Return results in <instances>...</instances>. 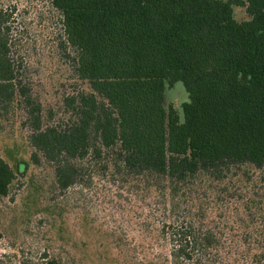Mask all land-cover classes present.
Returning a JSON list of instances; mask_svg holds the SVG:
<instances>
[{
	"label": "trees",
	"instance_id": "obj_1",
	"mask_svg": "<svg viewBox=\"0 0 264 264\" xmlns=\"http://www.w3.org/2000/svg\"><path fill=\"white\" fill-rule=\"evenodd\" d=\"M50 2L86 83L65 98L66 123L43 122L0 20V104L25 107L31 164L50 165L61 191L88 165L110 174L142 204L126 201L145 230L157 227L171 264H264V0ZM177 82L189 95L183 120L165 105ZM16 178L0 157V198ZM11 249L0 264H64Z\"/></svg>",
	"mask_w": 264,
	"mask_h": 264
},
{
	"label": "rangeland",
	"instance_id": "obj_2",
	"mask_svg": "<svg viewBox=\"0 0 264 264\" xmlns=\"http://www.w3.org/2000/svg\"><path fill=\"white\" fill-rule=\"evenodd\" d=\"M234 17L246 20L245 8L235 7ZM0 20L19 79L41 105L43 122L66 123L71 112L64 100L86 83L74 75L61 45L58 12L50 0H0ZM165 100L183 120L182 105L189 101L184 84L167 85ZM27 118L19 100L0 104V157L17 172L9 196L0 198V253L21 246L28 256L46 251L64 264H171L157 227L145 230L126 201L140 212L142 204L110 174L88 165L80 183L61 191L50 165L31 164ZM21 162L30 164L24 174Z\"/></svg>",
	"mask_w": 264,
	"mask_h": 264
}]
</instances>
